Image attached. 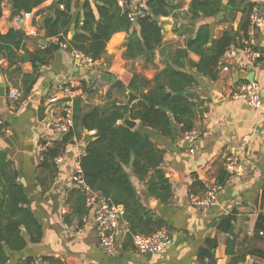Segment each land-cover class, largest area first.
<instances>
[{"label": "crops", "instance_id": "0c3cea01", "mask_svg": "<svg viewBox=\"0 0 264 264\" xmlns=\"http://www.w3.org/2000/svg\"><path fill=\"white\" fill-rule=\"evenodd\" d=\"M53 1H46L34 12ZM139 1L134 0L133 5ZM175 2L182 3L179 13H187L191 0ZM247 2L254 3L264 17V0ZM14 9L12 0H3L1 33L7 34L16 28L29 35L26 48L21 49L20 54L44 47L41 40L51 39L45 37L41 15L35 14L15 25L10 19ZM223 12L220 20H217V14L193 21L197 26L211 24L213 37L218 38L231 26L238 30L242 17H248V13L238 11L229 22L225 21L226 12ZM240 12L241 17L238 16ZM160 23L166 42L174 47L184 45L186 36L176 30L182 24L181 19L162 16ZM72 35L73 31H70L68 38ZM126 40V32L115 33L107 43L105 57L88 66L79 64L73 53L62 45L54 50V59L40 68V77L31 94L14 100L9 99V90L20 91L21 76L32 72L34 66L26 61L10 67L5 57L0 58V85L4 82L9 86L4 99L0 100V118L3 120L0 151L18 171L19 180L29 194L28 207L42 228L39 242L29 240L21 251L8 250L10 260L5 264H21L29 257L34 258L36 264H49L45 257L56 258L65 264H262L264 221L262 227L259 225L260 219L264 218V111L250 108L242 100L231 99L230 94L239 83L255 81L264 95V57L259 65H253L237 45L223 56L218 79L210 80L198 74V84L191 90L201 103L195 120L199 134L195 152L190 151L191 143L185 139L178 124H174L173 138H164L149 130L153 140L166 151L162 168L173 186L171 201L160 202L148 192L144 181L131 176L142 202L167 223L166 229L173 241L165 251H137L132 241H127V222L122 219L116 232L119 253L108 255L98 243L94 208L86 204L84 213L77 212L81 204L73 180L75 165L84 154L86 136L94 135L95 131H84L81 139L67 146L61 160H56L57 168L52 175L49 170L39 167L40 143L56 138L53 124L64 115L62 101L65 98L73 102L75 97H82L87 107L113 99L125 103L128 97L118 90L117 82L126 85L128 95L127 87L134 74L152 79L165 67L160 49L154 65L145 64L142 58L124 59ZM255 43L264 53V23L256 31ZM190 57L194 61L200 59L195 53H190ZM225 66L229 69L224 70ZM64 84H69L71 94L61 92ZM54 95L60 101L50 103L49 99ZM136 121V128H141L140 120ZM228 155L240 158L242 174L226 170L224 159ZM214 181L222 185L216 205L208 211L193 207L189 203L190 193H204ZM23 232L26 233L24 228Z\"/></svg>", "mask_w": 264, "mask_h": 264}, {"label": "trees", "instance_id": "16d2710c", "mask_svg": "<svg viewBox=\"0 0 264 264\" xmlns=\"http://www.w3.org/2000/svg\"><path fill=\"white\" fill-rule=\"evenodd\" d=\"M46 1L12 0V3L20 11L32 12ZM133 1L126 0L125 7H121L118 0H59L53 13L46 11L40 14L45 37L56 39L72 53L80 51L99 60L105 57L106 46L112 36L124 31L127 33L124 59L142 58L145 64L154 65L158 49L164 56L165 67L152 79L134 74L127 87L138 96L130 110V117L140 120L141 128H130L118 122L124 118L122 109L115 106L119 100L87 107L83 98L77 96L73 99L74 126L41 151L39 167L49 170L52 175L57 168V158L65 153L67 146L81 139L84 131H95L94 135L86 136L87 144L80 158L81 174L94 192L111 203L123 205L128 242L132 241L134 234L153 235L167 227L165 219L142 202L131 176L144 181L148 192L162 203H169L174 195L172 183L162 168L166 151L153 140L149 130L164 138H173L174 124H178L184 134L195 128L201 103L195 96L192 98L185 93L192 92V88L198 84V74L210 80L219 78L223 56L234 45L241 49L244 47L249 14L255 7L247 0H191L189 10L182 15L179 13L182 3L175 0H141L135 6ZM2 2L0 0V18L3 14ZM221 11L226 12L225 21L229 22L234 20L238 11L248 13V17H242L238 30L231 26L218 38L213 37L211 24L197 26L191 22L214 17ZM137 13V19L132 20L130 14ZM170 15L178 21L182 20L176 30L186 36L183 46L174 47L164 40L160 18ZM70 31H73V35L68 38ZM29 38L24 31L16 28L7 34L0 31V58L5 53L10 67L26 61L34 66L32 72L21 76L19 90L23 98L31 94L40 77V68L48 65L55 54L48 45L20 54ZM190 53L197 54L200 59L194 61ZM116 86L128 97L126 85L117 82ZM75 191L79 192L81 204L77 212L82 214L86 206V193L80 187ZM29 201V194L19 180L18 171L0 151V264L10 260L8 250L21 251L29 240H41L42 228L28 207ZM263 221L264 218H261L259 226L262 227ZM45 259L49 264H65L53 257ZM21 264L36 262L29 257Z\"/></svg>", "mask_w": 264, "mask_h": 264}, {"label": "built area", "instance_id": "2783aa9c", "mask_svg": "<svg viewBox=\"0 0 264 264\" xmlns=\"http://www.w3.org/2000/svg\"><path fill=\"white\" fill-rule=\"evenodd\" d=\"M121 7H125L126 0H118ZM61 8H64L63 4H60ZM35 12H22V16L16 15L13 18V23L15 25H20L24 22V19L31 18L35 16ZM139 14L144 15V12L139 11ZM137 14H130V18L135 20ZM249 27L247 30V38L244 39V47L242 48L248 59L253 65H259L261 59L264 57V53L261 49L257 48L255 43L256 31L262 27L264 23V17L262 11L258 7H254L249 14ZM34 32V31H32ZM57 41V40H56ZM73 57L81 65H92L98 62V60L92 59L90 56L85 55L80 51H74ZM224 70H228L229 67L225 66ZM63 94H71L72 89L63 85L60 88ZM22 96L21 91L9 90L8 97L11 100L17 99ZM230 98L234 100L244 101L250 108L260 109L264 111V95L262 94V89L259 84L255 81H243L239 83L230 94ZM50 103H57L60 99L54 95L50 97ZM64 115L60 120L53 124V132L57 137H61L67 134L71 128L74 126L73 118V102L69 98H65L62 101ZM3 124V120L0 118V126ZM185 139L191 143L190 151L195 152L196 145L199 140L198 130L196 128L191 129L185 133ZM51 139H44L40 143V150L42 151L47 146L51 145ZM58 157L57 160H61ZM224 166L228 172L235 174H242L243 164L237 155H228L224 159ZM73 180L77 187L83 189L86 193V204L90 208H94V223L98 230V243L100 248L108 255H115L119 253V247L116 239V232L120 227V223L123 219V209L119 205L111 203L101 197L97 192H94L84 181L81 174L80 162L75 165V173ZM222 189V185L217 181H214L204 191V193L192 192L189 195V203L201 210L208 211L214 205H216L218 200L219 192ZM263 232H264V222H263ZM173 241L171 233L163 228L157 231L153 235L144 234H134L132 236V243L135 249L141 253H160L165 251ZM261 263L264 264V252L261 256Z\"/></svg>", "mask_w": 264, "mask_h": 264}, {"label": "water", "instance_id": "95a60500", "mask_svg": "<svg viewBox=\"0 0 264 264\" xmlns=\"http://www.w3.org/2000/svg\"><path fill=\"white\" fill-rule=\"evenodd\" d=\"M98 3H100V1H98ZM59 5V0H54L50 5L46 6V7H42L40 9H38L36 11V16L40 15L46 11H51L52 13L54 12L55 8H57ZM241 12L239 13V17H241ZM16 15H20L22 16V11H20L19 9H14L11 13V17L10 19L12 20L14 18V16ZM224 12L221 11L218 13L217 15V20H220L223 18ZM135 19H137V17H135ZM192 23H194V21H191ZM41 43L43 45H48L50 47H52L54 50H58L62 44L57 42L56 40H47V39H42ZM3 57H5V53H3ZM86 70V69H85ZM107 77L109 75H106ZM8 85H6L4 82L1 83L0 85V100H3L6 93L8 92ZM169 92H172L171 90H169ZM179 94H184L183 92H179ZM187 96L190 97H194L195 94L193 92H186L185 93ZM263 94V93H262ZM138 99V96L136 94H134L132 91L128 90V99L125 103H117L115 104V106L119 107L122 109L123 113H124V118L122 120H119L118 122L121 124H125L126 126L130 127V128H135L136 127V123L137 121L132 119L130 117V110L132 108L133 103ZM171 114V113H170ZM87 132V131H86ZM120 208H123V205H119Z\"/></svg>", "mask_w": 264, "mask_h": 264}]
</instances>
